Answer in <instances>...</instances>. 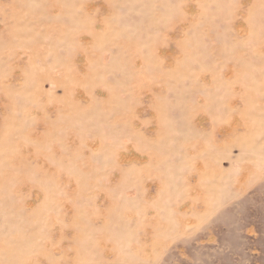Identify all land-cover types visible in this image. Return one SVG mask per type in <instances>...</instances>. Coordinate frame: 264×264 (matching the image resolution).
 <instances>
[{
	"label": "rangeland",
	"instance_id": "rangeland-1",
	"mask_svg": "<svg viewBox=\"0 0 264 264\" xmlns=\"http://www.w3.org/2000/svg\"><path fill=\"white\" fill-rule=\"evenodd\" d=\"M0 264H264V0H0Z\"/></svg>",
	"mask_w": 264,
	"mask_h": 264
}]
</instances>
